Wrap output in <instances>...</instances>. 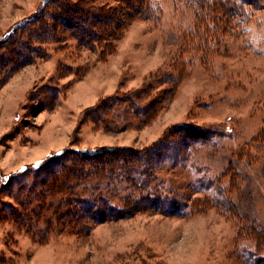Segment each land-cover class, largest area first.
Here are the masks:
<instances>
[{
    "label": "rangeland",
    "instance_id": "374dc122",
    "mask_svg": "<svg viewBox=\"0 0 264 264\" xmlns=\"http://www.w3.org/2000/svg\"><path fill=\"white\" fill-rule=\"evenodd\" d=\"M216 1L161 0L159 23L125 9L112 53L49 43L0 78V264H264V0ZM43 3L0 0V40ZM167 135L185 145L161 160ZM69 148L149 162L100 177Z\"/></svg>",
    "mask_w": 264,
    "mask_h": 264
},
{
    "label": "trees",
    "instance_id": "16d2710c",
    "mask_svg": "<svg viewBox=\"0 0 264 264\" xmlns=\"http://www.w3.org/2000/svg\"><path fill=\"white\" fill-rule=\"evenodd\" d=\"M161 0H44V6L51 4L49 10L40 11L36 16L30 19L17 23L11 31L3 36L0 40V78L5 74H9L8 77L15 72H18L22 68L33 64V56L41 55L44 53L46 45L49 43L61 44L67 42V40H74L79 48L95 50L96 48L106 49L112 53L111 49L114 48L115 36L122 35L121 33L126 28V24L120 21V15L124 14L125 9L130 10L132 13V20H145L155 21L159 23L161 21ZM194 1V0H193ZM197 1V0H196ZM232 7L235 15L239 17V14L244 12L243 6L246 4L259 3L260 0H226ZM213 4H220L221 1L217 0ZM242 7V8H241ZM119 16V17H117ZM244 16V15H243ZM62 28L63 30H59ZM69 34L68 36H66ZM47 50V48H46ZM47 52V51H46ZM7 77V79H8ZM1 82V81H0ZM6 81L1 84H5ZM186 132L184 138L189 136H197L201 140H205L207 135L204 130L184 129ZM165 136L159 144L154 146L150 152L154 151L152 155L164 160L167 158L165 154L168 150L173 148H181L185 145V141H174ZM164 144V145H163ZM167 149L162 152L158 149ZM72 153L81 156L88 157L99 162L98 172H105V175H119L127 176L131 180L132 175L138 172L139 167L142 166V160L149 162L147 157H143L140 161L135 160L136 154L133 150L108 148L102 149H78L69 148ZM66 153V150H60L48 157L59 158ZM109 157V158H107ZM44 160L38 161L33 167L37 169L41 168ZM144 165V164H143ZM28 167L24 166L21 171L27 170ZM213 187L214 199H217L216 203L220 206L224 205L221 200H224L229 205L228 199L224 198L223 194L226 193L225 188L221 183L216 182L213 185L212 180L206 187ZM209 190L211 191V189ZM154 201V202H153ZM151 201L152 204H158L160 206L161 201L159 199ZM96 202L87 203V213H91V217L99 216L103 220L108 219V209L102 211L98 207ZM133 203V202H132ZM137 207L139 205H149L148 201L142 203L134 202ZM168 205V209L176 207V202H165ZM104 206V205H103ZM95 208V210H94ZM129 211L120 214V218H125ZM36 215V211L34 213ZM115 215V214H114ZM113 216V215H112Z\"/></svg>",
    "mask_w": 264,
    "mask_h": 264
}]
</instances>
